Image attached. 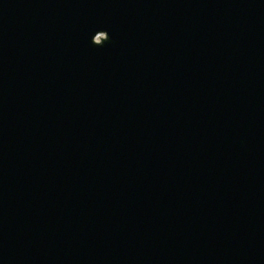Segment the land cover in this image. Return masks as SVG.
Here are the masks:
<instances>
[{
    "label": "water",
    "instance_id": "95a60500",
    "mask_svg": "<svg viewBox=\"0 0 264 264\" xmlns=\"http://www.w3.org/2000/svg\"><path fill=\"white\" fill-rule=\"evenodd\" d=\"M0 264H264V0H0Z\"/></svg>",
    "mask_w": 264,
    "mask_h": 264
}]
</instances>
